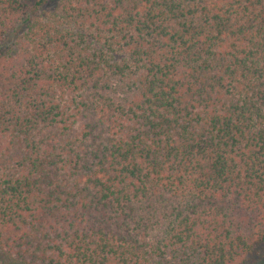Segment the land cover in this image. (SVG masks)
<instances>
[{
  "label": "trees",
  "instance_id": "16d2710c",
  "mask_svg": "<svg viewBox=\"0 0 264 264\" xmlns=\"http://www.w3.org/2000/svg\"><path fill=\"white\" fill-rule=\"evenodd\" d=\"M0 0V264H245L264 242V0Z\"/></svg>",
  "mask_w": 264,
  "mask_h": 264
},
{
  "label": "rangeland",
  "instance_id": "374dc122",
  "mask_svg": "<svg viewBox=\"0 0 264 264\" xmlns=\"http://www.w3.org/2000/svg\"><path fill=\"white\" fill-rule=\"evenodd\" d=\"M58 0H45L44 3L38 9V13H44L53 9ZM14 34H11L6 41L0 45V53L12 50ZM245 264H264V242L253 252V254L247 259Z\"/></svg>",
  "mask_w": 264,
  "mask_h": 264
}]
</instances>
